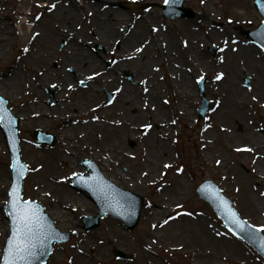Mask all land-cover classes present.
<instances>
[{
    "label": "bare ground",
    "instance_id": "6f19581e",
    "mask_svg": "<svg viewBox=\"0 0 264 264\" xmlns=\"http://www.w3.org/2000/svg\"><path fill=\"white\" fill-rule=\"evenodd\" d=\"M124 2H130L129 7L134 8L132 0H122ZM222 0H205V6L209 9L214 8L217 2L220 4ZM119 0H107V6L104 8L103 14H99L92 7L88 6L89 20L93 23H101L99 29L101 38H93L90 35H94V30L89 27L87 32L88 42L92 40H98V42H105L104 32L106 30H116L119 25L125 24L128 18L129 10H121L119 8ZM227 6L224 7H238V5L245 6V2L242 0H226ZM83 5V4H82ZM121 7V6H120ZM223 7V6H222ZM61 8V13L64 22L69 24L68 18L73 19L72 16H77L79 8L72 6L70 12H67L68 8ZM240 8H243L240 6ZM244 13H247L243 11ZM248 13L254 14V9L251 7ZM208 15L210 16L209 12ZM28 12H24L17 29L24 36L26 31L28 34H32L36 30V26H28ZM196 22H180L178 24L179 31H175L172 27V22H168L171 28H167L171 35L169 40L172 45H175L174 36L180 34L182 38V46L184 51L180 48L169 49L168 61L171 77H175V67H180L177 75L179 80L175 79V89L171 90V97L173 103L170 104L169 109H165V119L161 118L159 127L157 130L150 132L149 141L147 142L146 155L141 163L137 164L134 169L129 173L123 172L117 165H104L101 169L104 170L105 176L111 180L114 184L122 187H127L132 190H137L138 187L146 183H157L155 173L159 174L163 171H170L169 168L177 163L179 155L174 148L175 131L172 128L174 123L173 116L176 115L179 122L184 128L185 134V151L189 156L190 162H192L194 172L199 171L198 162L200 165L212 162V166L216 172L217 177L222 182L225 190L234 194L236 202L253 220H264V134L260 132V128L256 124L245 123L243 131L241 133L235 131V127L239 123L246 122L248 119L253 120V114L251 111L252 106H256L257 113L264 117V99L253 98L250 99L249 94L240 84V77L242 73L247 70H253L258 77L256 81V89L264 93V56L245 39L239 38L235 33L225 29L223 26L215 23L211 18L208 19V30L204 31V35L210 40V36H215V32L219 31L224 33L226 40L227 56L222 68L216 72L215 79L219 83L218 87H214V93L218 100L215 103V120L216 123L210 124L204 129L201 136L202 142V154L197 150L198 146V128L196 124L197 115L196 109L193 104L197 99L196 94L194 96L193 83L189 81L190 75L193 72L199 73L198 61L202 62L203 58L200 54V33L196 23L201 20L196 18ZM162 26V23L160 24ZM139 28L143 31L149 29V31H157L159 28L155 23L140 24ZM55 30V29H54ZM9 28L0 29V45L9 44L11 42ZM111 32V31H110ZM184 34V38H183ZM155 38V44L153 50L158 49L159 42H163L161 37L160 41ZM102 39V40H101ZM114 40L112 37L111 40ZM129 38L125 45H127ZM74 43H71V49L74 51L72 63L78 68L77 75L90 69L88 63H83L82 58L76 60L77 55H87V44L81 41L80 38H74ZM77 42V43H76ZM35 43V41H34ZM90 43V42H89ZM0 46V47H1ZM164 47H166L164 45ZM80 48L84 50L80 51ZM38 50L37 46H33V49L25 56L27 65L23 63H15L11 66L7 72L6 79L0 84V92L3 94L9 93L13 98L15 95L21 94L22 86L30 73L31 64L29 61H36L40 59V55L35 54ZM188 53L189 61L179 64V61L175 62L176 55H185ZM152 53H149V55ZM200 56V57H199ZM68 59V58H67ZM85 59L88 62H104L105 57L99 54H89ZM92 62H90V61ZM94 66V65H93ZM46 73L49 72L50 66L47 64ZM86 67L85 70H83ZM79 68H82L79 70ZM48 74V73H47ZM222 74V75H221ZM220 76V79L216 77ZM81 78V77H79ZM176 78V77H175ZM25 79V80H24ZM127 87V86H125ZM161 87L154 89L152 92L155 95L160 104L163 97L159 95ZM170 90V89H169ZM170 93V92H169ZM16 100V99H15ZM125 102H128L125 99ZM130 103L126 105L129 106ZM163 107L162 105H159ZM77 103H73L72 107H75ZM125 106L124 104H122ZM143 107V106H142ZM149 107L154 108V104ZM127 109V107H125ZM132 108V107H131ZM156 111L159 107L155 108ZM31 106L22 109V115L27 117L30 114ZM42 116V115H41ZM138 116L142 117V113L138 111ZM47 117V116H46ZM98 128L105 130L107 135L112 133L111 125H113V119L105 113L99 116ZM103 123L107 126L104 129ZM148 124V123H147ZM165 128H161L164 126ZM90 125L92 123L90 122ZM170 126V129H168ZM92 127V126H91ZM133 135V131H131ZM0 131V153L6 149L3 146V139ZM179 139V138H178ZM248 149H251L249 151ZM183 152V149H179ZM196 150L197 152H195ZM207 153L211 155L207 157ZM112 154V153H106ZM98 155V154H97ZM105 155V154H104ZM202 155V156H201ZM254 157V161L250 158ZM62 161H67L68 157L61 156ZM98 159H100L98 157ZM115 163L119 161L116 157ZM180 161V159H179ZM249 165H252L250 167ZM119 166V165H118ZM83 168H59L52 156L42 155L38 157V160L34 163L33 172L30 178L31 192L44 200H50L55 203L56 208L59 209L61 217L67 219L69 214V201H75L76 206L80 203L81 213L89 214L90 206L85 201L80 193L70 188L69 180L76 171L81 172ZM10 179L8 167L4 162L0 161V185L7 183ZM189 173L186 168L173 169V174L168 183L158 184L156 187V194L153 197L154 210L148 217V222L152 225V232H154V238L161 239L163 241L162 246L172 253L177 251L179 255H182L185 259L184 264H262L260 260L254 258L241 242V240L233 237L230 232L223 229H217L212 224V221L208 218L205 211H201L192 206L194 210L189 212H182L176 215H170L169 210L180 202H188L185 206L186 209H190V203H195L197 198L191 192V186L188 182ZM110 191V190H109ZM136 192V191H135ZM114 199L119 198L118 194H112ZM193 205V204H192ZM189 206V207H188ZM171 217V219H169ZM167 221V222H166ZM156 226H162V229L157 233L155 231ZM109 228L113 232L104 236H98L97 242L101 243V251L96 249L95 244L89 237L84 241L77 244L74 247L71 258L69 261L63 264H105L104 250L107 247H111L117 240V238L126 237L128 234L123 232L120 226H114L109 224ZM80 235V232H78ZM107 236V237H106ZM149 237L145 239L146 246V261L138 262V264H172L170 261L158 260L152 257L148 249L153 248V243ZM96 242V243H97ZM105 246V247H102ZM1 256V249H0ZM111 264H128L126 262H114Z\"/></svg>",
    "mask_w": 264,
    "mask_h": 264
},
{
    "label": "rangeland",
    "instance_id": "374dc122",
    "mask_svg": "<svg viewBox=\"0 0 264 264\" xmlns=\"http://www.w3.org/2000/svg\"><path fill=\"white\" fill-rule=\"evenodd\" d=\"M43 2L46 3L53 2L54 7H56V12H49L50 9H41L40 5L39 7L35 4L37 2ZM60 0H0V29L3 28H9L12 30L10 33V39L11 42L9 44H5L0 47V84L3 80L6 79L7 72L10 70L11 66L15 63L24 65H27V60L25 56L29 54V52L33 49V46H37L38 50L35 52V54L40 55V59L34 62L29 61L31 64V69L29 70L30 73L26 76L27 78L25 83L22 86L21 94L15 95L16 98H13L9 93L4 94L6 98L10 101V107L14 111L15 115H18L21 117L20 110L23 105L32 106V100L35 97V86L39 83V80L42 78V75L46 74V67L47 64L52 67V63L54 61L58 62L59 64L68 63L69 65H74L72 63L73 53L72 50L70 53V58L67 59L65 57V54H68L66 52V47L62 50L60 46V42L65 39V37L68 36L65 40H69V43L71 41V37L78 35L82 38H85L88 42V29L89 27H92L94 30V35H90L93 38L100 37V25L101 23L91 22L89 20L88 6L92 7V9L96 10L100 15L103 14L104 8L107 6L106 1L107 0H62V3H59ZM134 4L144 5L145 3L152 4V8L146 9L144 13H141L137 9H129L128 18L125 24L119 25L118 29L114 30H104V37L102 39H106L105 42H102L106 47H111L114 45V42L119 38H122L121 45L124 46V44L127 41V38H129L127 45H125L123 49V53L121 54V50L116 52L115 56H133L134 63H135V74L136 79L138 81L146 82L148 81L147 87L145 89L139 88V112L142 113V117H139L140 123H146V126L150 125V127H147L144 132H140L138 134H135L134 138L138 141V147L135 150V152H122V153H112V154H82L77 155L78 159H81L82 157H99V164L101 168L104 165H117L116 167L120 168L123 172L129 173L130 170L134 169L135 166L144 159L146 155V145L149 141V135L150 132L157 130L159 127L157 125L160 123L161 118L165 119V114L163 112L165 109H169L170 104L173 103V99L171 97V90L175 89V79L179 80L180 77L177 75L179 72V65L175 68L176 78L171 77L169 70V61H168V54L169 49L171 47L173 48H180V50L183 52L184 49L182 46V38L180 34L178 33V36H174L175 39V45H172L169 41L171 39V35L167 28H171L168 22H172V27L175 28V31H179L178 24L180 22H196V18L198 20H201L197 24V27L199 28L198 31L200 33V54L202 59V62L200 60L198 61V71L199 73L193 72L192 75H190L189 81L193 83V94L197 99L195 100V104H193L195 109H198L199 105L201 104L202 99V93L200 91V85L199 80L201 77L206 78V90L205 95L208 101L210 102V111L207 114V117L202 121H197V128H198V146L197 150L200 154L202 153V142H201V136L203 134V130L206 129V127L210 124H215V101L218 100L217 96L214 93V87H218L219 83H217V80L215 79L216 72L223 67L225 57L227 56V42L224 37V33H221L219 31L215 32V36H210V40L207 39V37L204 35V31L208 30V19H212L215 23L219 25L225 26L227 30L232 31L235 33L238 37L244 38L248 40V43H251L253 46L256 47V49L260 52V54H263L264 56V49L260 48L252 39L244 35V30L253 29L257 27L262 21L263 17L260 15L259 11L256 9L253 0H246L247 4L245 3V6L238 5L240 2H237L236 6L238 7H230L229 9H226L223 4H226V0H222L219 4L217 2L216 6L214 8H208L205 6V0H184V5L188 7H192L196 12L195 18H185V17H178L174 19H167L163 15L162 11V5L165 3V0H133ZM245 2V0H242ZM119 4L122 3V6L119 7L121 10H128L125 7L127 6L126 3L122 0H119ZM142 3V4H141ZM69 4V5H68ZM83 4L82 8L78 9L79 14L75 17L72 16L73 19L68 18L71 28L68 27V24L64 22L66 19L61 18V16L58 15V13H61V6L63 8H68L67 12H70V8L74 6H79ZM124 6V7H123ZM223 6V7H222ZM243 7V8H240ZM80 7V6H79ZM136 7V6H135ZM254 9V14L248 13L249 8ZM59 9V12H57ZM243 11L247 12L244 13ZM22 12H28L29 20L33 25L36 26V30L33 31L32 34L25 33L23 36L20 31L17 29L19 20H20V14ZM208 12L210 16L208 15ZM37 15V16H36ZM146 23H155L158 25L157 31H149V29H144L143 31L141 28H139L140 24H146ZM162 23V26L160 25ZM29 26V25H28ZM130 26L129 31L127 33L125 32L122 34V30L126 29ZM63 28V29H62ZM66 28L68 30V35H63L58 37V31L63 32L66 31ZM55 29V30H54ZM57 30V31H56ZM111 31V32H110ZM87 36V37H86ZM114 38V40L111 38ZM156 37L159 41L162 37L164 39L163 42H159V47L156 50H153V46L155 44V38ZM184 38V34H183ZM101 39V40H102ZM35 41V43H34ZM96 40H90L89 42H92L91 47L89 50L91 52H94L96 50V47L93 45V43ZM74 42V41H73ZM71 44V43H70ZM164 45L166 47H164ZM216 45L218 48V52L216 55H211L208 49ZM132 48V49H131ZM25 49V50H24ZM27 49V50H26ZM139 50V53H137ZM101 52V51H100ZM96 53V52H95ZM99 53V52H98ZM149 53H152L149 55ZM156 53V54H155ZM104 54V53H103ZM200 57V56H199ZM79 58L83 59V62L81 64L89 63L88 59H85L81 55L76 56V60ZM90 61V60H89ZM179 61V64L185 63L189 61L188 53L185 52V55H176L175 56V62L177 63ZM91 62V61H90ZM92 63V62H91ZM90 64V63H89ZM94 64L93 70H95V74L99 75V79L106 78L105 85L109 86V88L113 89L116 87L114 85V79L108 78L105 75L101 74V69H105V64H101L100 62L92 63ZM91 65V64H90ZM135 67L134 65H132ZM154 70V72H152ZM256 72L253 70H247L245 71L241 77H240V84L241 86L247 91L249 94V98L253 99H264V93L262 94L261 91L259 92L256 89V81L258 77L256 76ZM77 77V75L75 76ZM120 77V76H119ZM248 77L249 79V87L245 84V78ZM24 79V80H25ZM49 78L48 80L50 81ZM119 81V78H117ZM218 85V86H217ZM34 87V88H33ZM161 87L159 95L163 97L162 101L159 103L158 100L156 102L154 93L151 94L152 90L157 89ZM170 89V90H169ZM170 92V93H169ZM16 99V100H15ZM99 99V98H98ZM92 100V99H91ZM150 104H154V108L150 109ZM162 105L163 107L158 106ZM143 106V107H142ZM255 106V105H254ZM252 106V107H254ZM156 107H159V110L156 111ZM31 111H33L31 109ZM251 113L253 114V117L256 115V118L254 119V123L257 122L256 120L258 118H261L263 120V116L259 115L255 110ZM30 115V114H29ZM263 117V118H262ZM123 119V118H122ZM174 123L172 125V128L175 131V138H174V148L177 151L179 158L177 160V163L172 166L170 171L166 172L163 171L162 173H155V177L157 179V183H146L142 185L141 187H138L137 190H132L130 188L124 187L125 189H129L144 198V204L141 209V216L139 219V223L137 226L132 230H127L125 228L124 223L121 220H118L117 218L113 217L112 215H106L100 222L99 226L92 229V230H85L83 227L82 222V216L83 215H96L99 211L97 203L91 198V195L87 191H83L80 188L74 186L72 183L73 176L75 174H85L90 175V171L87 170L86 167H84L81 164V161H77L72 157H69L66 154L58 153V152H33L30 151L33 147L29 143H25L24 145L27 146L30 150H26L23 146V144L20 143L21 147V155L23 161L28 166V173L25 176L24 179V189H23V195L25 199H35L42 203L48 213L55 219L57 226L62 229L64 232L70 231L72 232V238L69 242L55 245L54 251L52 255L50 256L49 260L46 264H63L71 258L72 252L74 250V247L85 240V238L89 237L91 241L95 244L96 249L100 252L101 251V243L97 242L98 236H104L109 234V232H113L109 228L110 225L114 226H120L123 232H126L128 235L126 237H119L117 238L116 242L111 246L107 247V249L104 250L103 254L105 255V264H111L112 261L114 262H126L128 264H138V262L146 261V246H145V239L148 237L150 239L154 238V232H152V225L148 222V217L153 212V197L156 194L157 184L162 181H169V179L172 177L173 169L177 170L179 168H186V170L189 173V184L191 186V192L194 195L195 198H197L196 204L190 203V210H194L196 207L197 209L201 211H205L208 218L212 221V224L215 228L223 230L226 229L224 224L221 222V220L218 219L216 214L213 212L212 208L204 202L202 199H200L198 193H197V186L199 185L201 180L212 178L221 188L224 195L231 198L234 206L237 208L239 213L247 219L249 222H251L254 225L260 226L264 225V220H253L248 213H246L243 208L237 204L236 198L234 194H231L227 190H225L222 182L219 180V178L216 175V172L212 166L211 162V155L207 153V157L210 158V162L205 163L204 165L199 166V171L197 173L194 172L192 162H190L189 156L186 154L185 151V134H184V128L179 122L176 115L173 116ZM251 119H248L246 122L239 123L235 127V131L241 133L243 131V128L245 126V123L250 122ZM148 123V124H147ZM141 124V125H143ZM264 127V125H262ZM161 128H165L162 126ZM124 129L127 130L126 136H128V127L124 126ZM168 129H170V126H168ZM0 131L2 134L3 139V146L6 148L3 152L0 153V161L4 162V164L8 167L9 176H11V156L8 148V140L5 134V131L2 126H0ZM263 133V132H262ZM23 134V133H22ZM26 139H30V136L25 133L24 134ZM131 136V135H130ZM19 137H21L19 133ZM179 138V139H178ZM114 140V139H113ZM126 140V137H125ZM109 139H106L103 137L99 142L102 144L108 145ZM182 148L183 152H181L179 149ZM197 152L196 150H194ZM51 155L53 160L56 162L57 166L59 168H83L81 172L76 171L75 174L72 175L70 178V188L76 190L78 193L82 195V197L85 199V201L90 206V213L84 214L81 213V206L80 203L78 206H76L75 201H69L67 204L69 206V214L68 218H62L59 213V209L56 208L55 203L50 200H44L40 197L35 196L31 190L30 185V178L31 174L33 172L34 163L38 160V157H41L42 155ZM67 156V161H62L61 156ZM201 155V156H202ZM73 156V154H72ZM118 158L119 161L115 163L114 159ZM180 159V161H179ZM119 165V166H118ZM250 166V165H249ZM252 167V166H250ZM104 171V170H102ZM104 173V172H103ZM11 180L7 183H4L3 185H0V249L3 252L5 241L7 236L9 235V221L7 218V212L5 209V205L8 201V190L10 186ZM107 183V182H104ZM109 185V184H108ZM111 185V184H110ZM113 187V186H112ZM193 204V205H192ZM188 205V202H180L175 204L171 210H169L168 213L170 215H176L179 214L182 210H180L182 207H185ZM194 206V208H192ZM189 207V206H188ZM188 210V209H186ZM58 212V213H57ZM162 229V226H156L155 231L159 233V231ZM78 232H80V235H78ZM107 237V236H106ZM236 238V237H235ZM97 242V243H96ZM153 243V248L148 249V251L151 253L152 257L158 260H165L170 261L172 264H184L185 259L182 255H179L178 252L175 250L172 253H170L167 248L163 247V241L161 239L155 238L151 240ZM243 243V242H242ZM244 246L247 248L248 252L257 260H260V263L264 264V260L247 244L243 243ZM105 247V246H102ZM115 250H120L126 255H131L130 258H123L116 255ZM2 259V253L0 256V263Z\"/></svg>",
    "mask_w": 264,
    "mask_h": 264
},
{
    "label": "flooded vegetation",
    "instance_id": "af4514ba",
    "mask_svg": "<svg viewBox=\"0 0 264 264\" xmlns=\"http://www.w3.org/2000/svg\"><path fill=\"white\" fill-rule=\"evenodd\" d=\"M119 47V46H118ZM126 59L121 58L117 59L114 63L115 71L121 72L122 75L126 78L127 86L134 88L136 83L128 79L126 71L131 70V63H126ZM60 67L55 66V69ZM135 89V88H134ZM49 88L46 90V96L48 97ZM61 90H56V95L60 94ZM118 94H114L112 101L107 104L106 100H103V106L98 103L91 105L86 102L77 103L75 107H72V104L68 99H57L54 102H50V99H44L40 101L38 110L41 112L44 105L48 108L49 112H52V117H44L43 123L49 127V131L52 132L55 136V144L51 146L52 149H58L59 151L67 153H87L90 151L95 152H105L107 146L106 144H99L96 142L90 145L89 139L97 138L98 132L100 136L105 137L107 134L102 128H98V121L93 120L88 117L90 111L96 112L101 111V113H106V108H110L111 115L110 118L113 119V125H111L112 133L114 140L110 142L109 148L111 150L119 151L122 148V135L116 134L117 129L120 128V121L122 120L123 115L126 113V118L130 121L136 119L137 109L135 108L132 112L128 114V111H125V107H128L123 101L119 98L121 96V89L117 90ZM66 94H69L68 89H66ZM129 96L132 95L131 92L128 93ZM124 104L125 106H123ZM42 114L39 115L38 120ZM90 122L92 125H90ZM92 126V127H91ZM104 129L107 124L103 123ZM106 138V137H105Z\"/></svg>",
    "mask_w": 264,
    "mask_h": 264
},
{
    "label": "snow or ice",
    "instance_id": "6c2138e0",
    "mask_svg": "<svg viewBox=\"0 0 264 264\" xmlns=\"http://www.w3.org/2000/svg\"><path fill=\"white\" fill-rule=\"evenodd\" d=\"M168 2L169 0H165V3ZM54 6L55 5H53V7ZM216 78L220 79V76ZM2 103L3 102L0 101V104ZM3 120V110L0 109V122ZM146 127H150V125ZM248 150L251 151V149ZM16 167L17 165L14 164L13 168ZM25 168V165L20 164V171H18L17 175L22 176ZM213 195L219 202V205L223 207L225 216L230 224L235 229H239L240 232H245L249 239H258L261 250L264 251V236H255L256 231L264 232V225H260L258 228L253 225L251 226L253 232H247L249 226L239 218L235 211L227 206V202L223 200L219 193L216 192ZM9 197L10 199L7 201V206L10 210L9 215L12 222L11 234L6 239V247L2 252V264H32L33 260L39 259L40 255H42V253L38 252V248L43 249L47 241L53 238V234L47 230V226L44 224L39 214L38 206H35L30 200H24L15 185L11 187ZM169 219H171V217H169Z\"/></svg>",
    "mask_w": 264,
    "mask_h": 264
},
{
    "label": "water",
    "instance_id": "95a60500",
    "mask_svg": "<svg viewBox=\"0 0 264 264\" xmlns=\"http://www.w3.org/2000/svg\"><path fill=\"white\" fill-rule=\"evenodd\" d=\"M256 1H257L258 6L260 7L261 11L264 13L263 1L262 0H256ZM178 13H179V11H178ZM186 13H187V11L184 10V14H186ZM261 30H264V25L261 28ZM260 31H257V32H255L253 34L254 35L258 34ZM201 84H202V87H203L204 81H202ZM0 101L3 102L2 104H0V109L3 110L4 121H5V124L8 127V130H9V137L12 140L11 141L12 142V152H13V157L15 155V164L17 165V167L14 168V170H15V172H18L19 171L18 161H19V158H20L19 154H18V139H17L18 118L12 116L11 110H9L7 108L8 101L5 100L1 95H0ZM202 108L203 109L201 110V113L204 114V112H205V110L207 108V104H205ZM25 172H26V169L23 170V175H24ZM23 175L22 176L18 175V178L16 179V183H15L16 187L18 188L20 193H21ZM81 178H83V177H79V176L75 177L76 180L81 179ZM205 198L207 200H209L210 202L216 204V200L215 199L209 198L206 195H205ZM98 200H99V195H98ZM34 205L38 206L39 214L42 217V220H43L44 224L47 226V230L53 234V238L47 241V243H46V245H45V247L43 249H39L38 248V252L42 253V255H40V258L32 261V264H41V263H44L47 260L48 256L52 252V244H53V242L54 241L64 242V241L68 240L70 238V233H61V232H59L58 229L56 228L54 222L48 217V215L46 213H44V209L40 205L36 204V202L34 203ZM141 205H142V202H139L136 205V208L134 210V214H133L132 218L128 221V226L129 227H134L136 225L138 217H139V209H140ZM120 210L124 211V212H127L126 205H122V207H120ZM216 210L218 211L220 216L224 217V219L226 220V216H225V214H223L222 209H221L219 204H218V207H217ZM105 212L106 211H104V213ZM102 216H103V213H99V215L95 219H91V217L84 216L83 220L88 223L86 225V228H92V227L96 226L99 223V220H100V218ZM93 220H94V222H93ZM227 222H229V221H227ZM229 224H230V222H229ZM230 226H232V225L230 224ZM262 252L264 253V251H262Z\"/></svg>",
    "mask_w": 264,
    "mask_h": 264
}]
</instances>
